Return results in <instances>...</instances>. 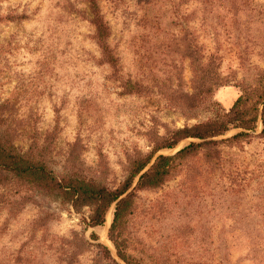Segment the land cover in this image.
Returning a JSON list of instances; mask_svg holds the SVG:
<instances>
[{
    "label": "rangeland",
    "instance_id": "obj_1",
    "mask_svg": "<svg viewBox=\"0 0 264 264\" xmlns=\"http://www.w3.org/2000/svg\"><path fill=\"white\" fill-rule=\"evenodd\" d=\"M97 2L118 71L102 60L88 0H0V102L6 103L5 126L18 151L41 144L54 130L45 158L54 172L74 169L66 156L77 141L75 168L113 186L124 177L128 153L148 152L155 133L226 110L241 86L264 70V0ZM188 41L202 61L216 57L228 81L182 110L166 90L192 91L190 59L181 53ZM127 79L145 89L123 93ZM260 130L258 122L240 145L221 143L222 159L214 166L200 159L197 185L180 175L138 191L130 226L152 249L147 263L264 264ZM188 140L157 153H172ZM112 211L102 225L89 227L87 207L76 210L57 194L3 180L0 264H110L96 241L126 264L107 235Z\"/></svg>",
    "mask_w": 264,
    "mask_h": 264
},
{
    "label": "trees",
    "instance_id": "obj_2",
    "mask_svg": "<svg viewBox=\"0 0 264 264\" xmlns=\"http://www.w3.org/2000/svg\"><path fill=\"white\" fill-rule=\"evenodd\" d=\"M88 1L92 13L91 22L95 28L94 38L100 48L102 60L118 71L117 57L107 41L110 27L97 0ZM181 53L190 59L193 70L192 91L175 89L168 93L166 90V97L174 106L188 110L198 106L204 95L228 80L219 72L216 57L209 56L206 62L202 61L203 55L192 42H186ZM122 88L123 93H141L145 89L129 79L122 81ZM6 108V103L0 102V183L11 179L16 186L24 185L28 189L57 194L76 210L87 207L89 213L83 220L89 227L102 225L108 209L113 206L107 235L117 256L126 264H167L147 263L149 261L145 257H153L152 249L139 243L140 239L130 226L139 208L138 191L159 188L180 175H188L190 181L197 185V179L203 172L197 162L201 159L203 163H212L214 166L221 161V143L240 145L241 140L254 135L252 131L256 129L258 122L261 130L257 135L264 136V70L257 72L250 83L241 86L239 94L226 110L190 125L167 128L163 134L155 133L148 152L134 150L128 153L123 168L124 177L113 186L88 177L75 168L78 166L77 141L72 144L66 156V161L73 163L74 166L70 167L74 169L61 174L54 172L45 161L53 142L54 130L46 133L41 144L34 141L27 151H18L13 143V135L7 132L9 127L5 126L8 118ZM233 128L239 130L232 135L217 138ZM186 139L190 140L172 153H157L175 148ZM187 181V178L182 179L180 184ZM91 234L93 238H98L94 232ZM95 244L102 249L101 258H105L110 264H122L112 256L106 245L99 241Z\"/></svg>",
    "mask_w": 264,
    "mask_h": 264
}]
</instances>
